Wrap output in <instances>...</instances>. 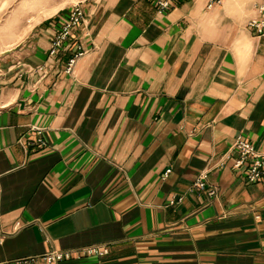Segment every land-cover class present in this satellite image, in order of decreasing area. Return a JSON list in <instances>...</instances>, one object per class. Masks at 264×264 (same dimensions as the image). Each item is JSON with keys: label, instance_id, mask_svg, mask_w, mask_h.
<instances>
[{"label": "crops", "instance_id": "obj_1", "mask_svg": "<svg viewBox=\"0 0 264 264\" xmlns=\"http://www.w3.org/2000/svg\"><path fill=\"white\" fill-rule=\"evenodd\" d=\"M80 3L64 52L50 56L71 8L0 57V264L104 245L61 264H264V181L217 166L239 136L264 153L253 5ZM207 167L215 197L190 190Z\"/></svg>", "mask_w": 264, "mask_h": 264}, {"label": "built area", "instance_id": "obj_2", "mask_svg": "<svg viewBox=\"0 0 264 264\" xmlns=\"http://www.w3.org/2000/svg\"><path fill=\"white\" fill-rule=\"evenodd\" d=\"M154 4L156 10L160 14L167 13L172 8L174 2L178 0H150ZM222 0H208L207 8L213 9L221 6ZM257 17L249 21V28L253 29L257 37H264V0H255L253 5ZM86 23L85 15L81 3L74 5L66 21L58 29L55 38L52 41L50 56L54 57L66 50V44L73 35V33ZM87 54V51L79 45L77 50L70 57L65 73L72 74L78 61ZM39 148L47 146L44 138H39L36 143H31ZM233 158L232 169L238 172H244L247 180L251 183L264 181V153L259 152L255 146L242 136H239L235 141L231 151L221 159L217 166L222 168L227 161ZM212 167L204 169L193 185L190 187L191 192L202 194L206 193L210 197L217 195V189L209 184L208 178ZM168 170L165 176H168ZM175 200L171 201L174 204ZM110 253L108 246H91L82 249L71 251L53 250L41 256L29 257L13 261L10 264H61L66 260L73 258H81L85 255H94L103 257Z\"/></svg>", "mask_w": 264, "mask_h": 264}, {"label": "rangeland", "instance_id": "obj_3", "mask_svg": "<svg viewBox=\"0 0 264 264\" xmlns=\"http://www.w3.org/2000/svg\"><path fill=\"white\" fill-rule=\"evenodd\" d=\"M81 0H0V57L21 46L33 31L60 11ZM221 6L247 15L255 0H222Z\"/></svg>", "mask_w": 264, "mask_h": 264}]
</instances>
